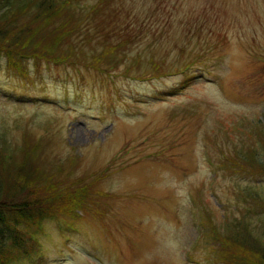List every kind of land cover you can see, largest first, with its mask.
<instances>
[{
  "label": "rangeland",
  "instance_id": "rangeland-1",
  "mask_svg": "<svg viewBox=\"0 0 264 264\" xmlns=\"http://www.w3.org/2000/svg\"><path fill=\"white\" fill-rule=\"evenodd\" d=\"M96 1L77 0L70 42L88 62L125 40L108 50L126 54L116 66L26 59L12 74L0 54L4 142L26 136L53 182L99 178L79 218L30 225L36 246L21 230L7 264H220L206 210L216 196L238 216L240 189L264 187L226 159L260 147L248 133L264 122V0Z\"/></svg>",
  "mask_w": 264,
  "mask_h": 264
},
{
  "label": "trees",
  "instance_id": "trees-1",
  "mask_svg": "<svg viewBox=\"0 0 264 264\" xmlns=\"http://www.w3.org/2000/svg\"><path fill=\"white\" fill-rule=\"evenodd\" d=\"M107 1L97 0L90 6L91 11L97 10L98 3ZM77 3V0H0V54L4 58L6 70L12 74L16 70L24 74L25 60L33 59L55 65H83L105 72L100 66L101 55L112 57L113 66L117 65V59L127 58L123 52L114 55V49L113 56L108 54V50L114 48L113 45L119 47L118 50L122 49L125 40H120L108 49L99 51L90 61H81L83 55L75 54L70 42V37L79 28V21L73 14ZM151 63L155 73L165 72L155 62ZM191 64L192 61H189L182 67ZM128 69L129 66H126L125 70ZM248 135H254L260 147L248 145L240 150V154L234 152L235 156H226V159H230L234 172L248 176L261 174L264 183L262 118L252 126ZM1 136L0 264H7L12 251L24 249L21 245V230L28 233L36 246V239H32L33 231H27L30 225L38 228L41 219L60 215L79 218L90 195L93 196V186L99 178L90 176L87 181L86 176H75L65 185L53 182L50 175L44 176L38 171L37 146L28 149L29 140L26 136L14 150ZM238 195L242 202L249 205L238 216L230 215L227 210L232 212V208L214 196V205L218 208L212 206L206 210L204 220L200 222L201 236L215 244L212 250L216 255L215 260L220 264H264V187H242ZM212 213L214 217L211 221L209 215ZM196 231L200 233L198 227Z\"/></svg>",
  "mask_w": 264,
  "mask_h": 264
}]
</instances>
